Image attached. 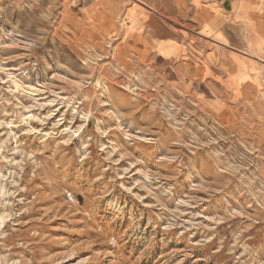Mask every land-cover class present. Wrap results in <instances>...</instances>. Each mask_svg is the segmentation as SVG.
<instances>
[{
    "label": "rangeland",
    "instance_id": "1",
    "mask_svg": "<svg viewBox=\"0 0 264 264\" xmlns=\"http://www.w3.org/2000/svg\"><path fill=\"white\" fill-rule=\"evenodd\" d=\"M65 1L0 0V264H264V63L173 86Z\"/></svg>",
    "mask_w": 264,
    "mask_h": 264
},
{
    "label": "crops",
    "instance_id": "2",
    "mask_svg": "<svg viewBox=\"0 0 264 264\" xmlns=\"http://www.w3.org/2000/svg\"><path fill=\"white\" fill-rule=\"evenodd\" d=\"M63 19L79 50L102 52L116 42L112 57L118 66H160L174 72L173 79L166 76L173 86L195 79L208 89L209 82L227 86V49L235 51L227 46H245L244 53L264 63V46L258 44L264 0H66ZM259 80L257 86L264 87V77Z\"/></svg>",
    "mask_w": 264,
    "mask_h": 264
},
{
    "label": "bare ground",
    "instance_id": "3",
    "mask_svg": "<svg viewBox=\"0 0 264 264\" xmlns=\"http://www.w3.org/2000/svg\"><path fill=\"white\" fill-rule=\"evenodd\" d=\"M246 55V54H245ZM248 55V54H247ZM252 56V55H251ZM233 66V65H232Z\"/></svg>",
    "mask_w": 264,
    "mask_h": 264
}]
</instances>
